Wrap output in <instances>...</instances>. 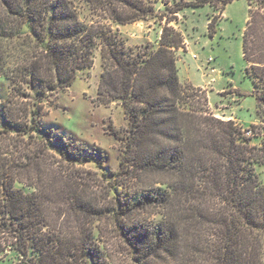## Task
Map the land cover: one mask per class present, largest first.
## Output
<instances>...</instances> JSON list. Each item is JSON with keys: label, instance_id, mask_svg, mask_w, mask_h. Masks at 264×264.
<instances>
[{"label": "trees", "instance_id": "1", "mask_svg": "<svg viewBox=\"0 0 264 264\" xmlns=\"http://www.w3.org/2000/svg\"><path fill=\"white\" fill-rule=\"evenodd\" d=\"M253 3L264 9L249 0L243 55L264 70ZM82 6L120 25L157 16L152 0H0V253L10 249L23 264H264V133L195 103L196 89L179 77L184 40L172 19L157 46L134 52L110 24L83 19ZM97 52L98 93L121 102L128 120L116 171L100 150L43 124L44 105ZM89 160L103 168L106 204L53 171L55 162ZM109 232L124 258L110 253Z\"/></svg>", "mask_w": 264, "mask_h": 264}, {"label": "rangeland", "instance_id": "2", "mask_svg": "<svg viewBox=\"0 0 264 264\" xmlns=\"http://www.w3.org/2000/svg\"><path fill=\"white\" fill-rule=\"evenodd\" d=\"M192 1L196 0H152L157 16L124 25L110 22L87 6H82L81 11L85 20L110 24L134 52L147 44L157 46L163 26L172 19L169 25L179 30L184 40L176 51L179 77L182 83L196 89L195 103L218 118L234 120L244 130L256 125L260 133H264V113L259 114L257 98L259 94L264 95V70L255 68L254 62L243 55V36L251 14L249 0H229L225 5L215 0L216 5L206 3L194 7L188 5ZM176 6L182 9L172 12ZM253 7L259 11L258 25L251 35L257 46L254 48L257 57L264 54V9L256 3ZM214 17L211 30L208 24ZM101 71L97 52L93 65L82 70L71 86L54 93L50 104L44 105L43 124L47 130L51 129L53 137L59 136L66 141L73 137V143L100 150L107 157L104 167L116 171L123 154L128 120L121 102L106 103L99 95ZM53 166L56 168L53 171L69 188L87 187L106 204L107 182L101 176L103 168H98L96 161L72 167L55 162ZM257 171L264 181V167H257ZM120 178L117 180L125 181L124 177ZM103 222L110 224V219L104 218ZM108 236L110 253L124 258L127 248L111 232ZM0 264L23 263L7 249L0 253Z\"/></svg>", "mask_w": 264, "mask_h": 264}]
</instances>
